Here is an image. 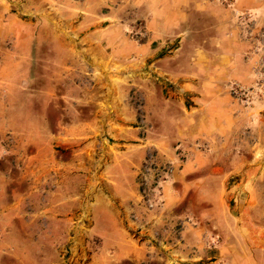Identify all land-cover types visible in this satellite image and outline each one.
I'll return each instance as SVG.
<instances>
[{"label": "rangeland", "instance_id": "374dc122", "mask_svg": "<svg viewBox=\"0 0 264 264\" xmlns=\"http://www.w3.org/2000/svg\"><path fill=\"white\" fill-rule=\"evenodd\" d=\"M241 5L235 0H0V169L8 156L25 151L26 141L12 136H25V127L41 121V90L51 92L46 81L58 82L52 91L60 102L47 110L53 123L71 121L69 113L74 121L92 124L84 152L90 186L76 161L73 179L59 191L58 221L47 227L54 237L43 238V244L37 240L40 255L29 239L19 240L34 256L30 264L237 260L234 250L221 252L227 242H237L234 227L242 208L264 218V36ZM77 54L89 57L71 63L69 56ZM228 54H234L238 76L249 68L253 82L227 79ZM103 55L121 59L115 70L121 78L102 75L106 65L95 58ZM27 57L34 61L27 63ZM29 67L27 90L21 72ZM50 68L58 76L42 74ZM61 96H67L65 102ZM122 120L127 142L111 132ZM73 148L81 161L82 142ZM55 150L68 156L70 148L59 143ZM247 154L251 159L244 170L230 173ZM188 161L194 167L184 173ZM204 163L209 165L197 171ZM107 168L113 175L99 174ZM247 170L252 173L245 179ZM132 183L137 192L129 199ZM107 213L123 224V235H110L114 227ZM28 230H38V224Z\"/></svg>", "mask_w": 264, "mask_h": 264}, {"label": "crops", "instance_id": "0c3cea01", "mask_svg": "<svg viewBox=\"0 0 264 264\" xmlns=\"http://www.w3.org/2000/svg\"><path fill=\"white\" fill-rule=\"evenodd\" d=\"M235 4L237 6L243 4V6L241 5V9L243 8V11L246 10V12H248L252 16V19H254L253 24L257 26L256 29L263 30L262 36H264V0H235ZM164 16L165 22V20H167V18L169 17H166V14H164ZM83 49L86 50L87 53H90V48L84 47ZM84 54L70 55V62L76 63L81 61L82 58L89 57H86V55ZM228 55L229 56L227 57L230 59L228 62V68H230V70L227 71V79L233 81L234 83H241L243 85L253 82L249 77V68H246V73H244L241 78L238 76V70L235 71L236 68L234 62V54ZM90 56H92V54H90ZM143 57L145 56L143 55ZM45 59L46 61L49 60L50 62L53 60L51 57ZM95 59L96 62H101L102 64L106 65V67H104L103 65L101 67L102 75L107 74L108 76H111L110 78L119 76L115 72V70L116 67H118V65L121 63L120 58H117L115 55H103L102 58L100 57ZM25 60L27 63H32L34 61L29 57H27ZM112 63L114 65H112L111 67ZM113 68L114 71L111 74ZM28 69L25 72H21V74L25 76L24 82L25 89L27 90L32 87V81L30 79V76L32 75L30 74V71H33L30 69V67ZM67 69L68 70L66 71L68 74L73 73L72 68ZM49 70H47V72H42V74L46 75V73L49 74L53 71V69H51L50 71ZM56 73L57 72L51 73L50 76H58V73ZM121 77L119 76V78ZM105 78L106 82H108L107 77ZM45 84L51 87V92L48 94L47 92H42L41 90V95L43 97V103L41 104V106L44 108L41 121H37L36 123L32 122L27 128H24L23 126H21V124H18L20 125V127L24 128V130L26 131V135L12 136V138L20 139L21 142L22 140H25L26 146H22V148L24 147L23 149H25V151H22V153L19 154L18 158L8 156L7 160L5 161L7 163V166L3 167V169H0V264H28L29 262H31V259H33L34 256H29V252L31 251H28L27 248H23L19 240L29 239L30 243L35 246L34 253L36 255H40L42 249L37 246V240H41L43 244V238L47 237L51 239L52 237H54L53 230H48L47 227L53 228L52 225L57 223L58 221L56 212L59 201V191L64 190V186L68 182V177H71L73 179V176H71L70 174L71 172H74V163L76 161L78 162L79 166L82 167V173L79 175L82 176L84 185L86 182L87 185L90 186L91 165L89 158L85 157L84 152H87L88 149L85 143L90 142V138L88 137H90L91 135L92 124L90 121H74L73 116H70L69 113L68 120L71 121H66V119L64 118L60 120L58 118L56 119V122L53 123L47 116V110L50 107V104L52 106V102H57L56 104L60 102V100H54L53 97L57 96V94H53L54 91H52L54 90V88L58 87V82L56 81L53 84L52 81L50 83H47L46 81ZM70 86L71 84L68 85V87ZM189 89L191 88H186V90ZM21 93H23L24 95L23 91H21ZM35 97L36 96L34 95V98ZM66 97L67 96H61L64 102L66 101ZM113 97H115V94L113 95ZM30 99L32 98L28 97V100ZM109 102L110 100H106V103ZM227 111L228 115L231 116L233 111H231L229 108ZM64 112H66V109L64 110ZM230 120L231 123L234 122L233 115L231 116ZM8 122H10V124L12 125L17 124L12 120V118H10ZM231 123L229 125L231 126L232 131L234 125ZM115 125L116 129L111 130V132L117 139H123L127 142L130 134L128 131H124V128H128V125L125 124L123 120L116 123ZM39 126H42L41 135L39 134ZM80 127H82L81 135L79 133ZM102 128L105 132L108 130L106 123L103 124ZM80 142H82L83 144V156L81 161L79 160V152H75L73 148L74 145ZM59 143L65 144L66 147L70 148V151H68L67 153L69 157L62 156V153L60 155L59 151L55 150V147ZM30 147L34 148L33 151H30ZM4 153L6 152L4 151ZM10 153L11 154L9 155H13L12 152ZM250 159L251 157L249 154H247L246 157L243 156L241 161H238V163L231 168L230 173L233 174L241 171L244 168V163H248V161L250 162ZM18 162H20V165L18 164ZM14 163H16L15 166L18 167V169L14 168ZM208 165V163H204L202 165H199L196 169L197 171H199L207 167ZM193 167L194 165L192 164V162L188 161L185 164L184 173H189L193 169ZM213 167L223 172V169L221 167L217 165H213L212 168ZM102 172L106 176L109 174L113 175L112 171L108 168L102 170L101 172H99V174ZM245 173L246 174H244V178L247 179L249 178L252 171L247 170V172ZM207 179L208 178H204L203 180ZM190 183H193V181H191ZM60 184H62V186L59 188ZM117 184H120V182H118ZM244 185H246V183ZM126 192V197L129 199H133L132 195L135 196L137 192L136 185L133 183L130 184L128 189H126ZM257 202L260 203V201ZM242 207L243 206H241L240 208ZM260 207L261 204H259L258 208ZM245 208L246 210L242 208L243 212L240 213V217L235 221L234 237L237 242H232L233 246L230 244V242H227L225 245L226 247L222 248L223 251L221 252V254L226 255L234 250L233 254L238 258L232 264H264V218L260 215L256 216L253 213L251 214L250 209L252 208ZM108 215L111 216L110 214ZM112 221L114 230L110 233V235H123L124 230L123 226H121L123 224L121 223L119 225L117 222L119 220H116L114 217H112ZM29 224H38V230H28ZM40 225L46 226V229L49 233L48 235L46 234V232L42 231ZM35 227L37 228V226ZM107 230V228L106 230H104L105 234H108ZM32 238H34L36 241H31ZM228 238L230 237L228 236ZM44 264H58V260L56 259L48 262L45 261Z\"/></svg>", "mask_w": 264, "mask_h": 264}]
</instances>
